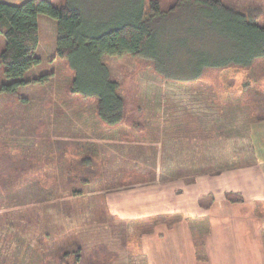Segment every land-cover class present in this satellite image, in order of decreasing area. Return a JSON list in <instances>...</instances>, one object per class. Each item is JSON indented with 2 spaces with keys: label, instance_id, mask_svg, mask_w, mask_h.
Returning <instances> with one entry per match:
<instances>
[{
  "label": "rangeland",
  "instance_id": "1",
  "mask_svg": "<svg viewBox=\"0 0 264 264\" xmlns=\"http://www.w3.org/2000/svg\"><path fill=\"white\" fill-rule=\"evenodd\" d=\"M159 1L166 9L175 0ZM222 1L235 7H264V0ZM38 23L35 56L40 63L23 78L30 83L19 86L16 94L0 95V264H58L59 244L76 239L91 263L142 264L141 226L149 224L112 215L107 192L136 182V172L150 180V171L157 169L162 179L172 177L169 173L214 178L217 172L237 169L232 166L250 150L249 141L242 140L247 120L264 118V91L250 90L253 103L248 109L240 89L245 78H264V60L249 74L234 68L208 69L197 81L174 82L161 78L143 59L105 57L121 84L128 113L136 112L135 121L141 124L134 128L124 122L111 128L98 120L95 99L71 92L75 74L57 55L56 22L40 16ZM258 23L264 26V14ZM5 44L0 34V56ZM10 82L0 62V86ZM257 87L264 90V80ZM203 111L206 124L189 115ZM219 117L222 139L236 135L238 141H208L215 132L217 136ZM210 118H216V128ZM87 156L93 158L90 167L85 164ZM77 189L85 192L81 202L71 197ZM33 210L37 225L27 229L26 217ZM211 229L207 223L194 233L202 253L203 236L208 237ZM38 240L46 251H38ZM46 252L50 256L43 260ZM221 257L222 264H228L229 255Z\"/></svg>",
  "mask_w": 264,
  "mask_h": 264
},
{
  "label": "trees",
  "instance_id": "2",
  "mask_svg": "<svg viewBox=\"0 0 264 264\" xmlns=\"http://www.w3.org/2000/svg\"><path fill=\"white\" fill-rule=\"evenodd\" d=\"M263 14L262 6L235 7L222 0H175L166 9L159 0H65L62 5L48 0H27L21 5L0 2V34L6 40L0 62L11 79L0 86V95L16 94L19 86L30 83L23 78L40 63L35 56L39 17L48 16L56 22L57 55L67 61L75 74L71 92L95 99L97 118L104 125L115 128L127 122L141 128L135 121L136 112L128 113L121 84L112 75L105 57L130 55L143 59L161 78L174 82L197 81L208 69L234 68L249 74L257 61L264 59V26L258 23ZM263 80L242 81L244 88L240 91L246 94L241 96L242 104L247 103L248 109L253 103L250 90L256 94L264 91L257 87ZM85 159V164L92 166L93 158ZM71 197L80 201L85 192L77 189ZM207 201L210 206L213 198L208 197ZM200 204L209 207L204 199ZM34 213L35 210L26 217L27 229L37 225ZM152 228L153 225H142L140 235ZM48 233L45 239L50 244ZM59 245L58 264H70L71 256L75 259L73 264L91 263L83 255L79 239ZM36 248L42 252L47 249L40 240ZM49 256L46 252L42 258Z\"/></svg>",
  "mask_w": 264,
  "mask_h": 264
},
{
  "label": "crops",
  "instance_id": "3",
  "mask_svg": "<svg viewBox=\"0 0 264 264\" xmlns=\"http://www.w3.org/2000/svg\"><path fill=\"white\" fill-rule=\"evenodd\" d=\"M26 1L0 0L11 5ZM48 1L56 5L65 3V0ZM204 114V111L201 114L189 112L206 124ZM210 119L215 128L216 121H220H217V136L215 132L208 141H238L236 135L222 139V117ZM245 133L246 136L241 138L249 141L250 150L247 149L246 155H240L241 163L232 166L237 167L235 170L217 172L214 178L201 173L188 176L169 173L172 177L167 175L169 177L162 179V171L157 169L150 171V180H146L147 175L136 172V182L107 192L105 197L112 215L153 225L150 232L141 236L145 258L142 264H222L221 253L229 255L233 264H264V118L255 120L250 117ZM208 197L213 198L210 206ZM240 198L242 201H238ZM201 199L208 208L201 206ZM173 215H177L175 220L170 218ZM207 223L212 229L208 237L203 236L202 253L194 240V233ZM220 249L225 251L219 252ZM206 252L209 253L206 255Z\"/></svg>",
  "mask_w": 264,
  "mask_h": 264
}]
</instances>
